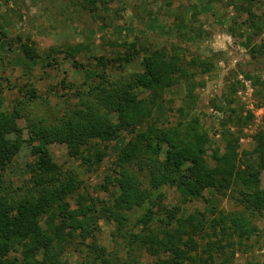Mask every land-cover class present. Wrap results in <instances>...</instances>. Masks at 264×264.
I'll list each match as a JSON object with an SVG mask.
<instances>
[{
    "label": "trees",
    "instance_id": "1",
    "mask_svg": "<svg viewBox=\"0 0 264 264\" xmlns=\"http://www.w3.org/2000/svg\"><path fill=\"white\" fill-rule=\"evenodd\" d=\"M243 1L247 4L243 8L234 0L229 4H235L237 12L246 10L253 26L258 2ZM108 2L84 0L80 6L91 12L94 19L100 18L105 23L99 8ZM2 26L0 34L5 40ZM200 34L201 31L196 38ZM7 41L10 48H18L24 59L40 61V52L29 40L19 37ZM121 44L124 51L118 50L112 58L97 56V62L90 65L78 59L86 50H93L88 45L51 47L45 65L57 67L61 61H71L75 68L90 74L86 75L90 79L85 83L74 85L80 104L64 120L49 124L33 117L31 110L24 111L26 104L22 99L10 111L0 109V170L14 160L27 142L35 156L28 168L37 188L32 193L18 195L10 186H0V264H61L59 255L70 244L69 240L76 235L84 240L95 238L100 219L116 222L118 230L113 235L125 240L128 246L123 257L104 258L106 264H132L129 248L136 243L147 245L159 264H233L238 247L257 232L249 214L262 216L264 210V190L260 185L264 170V131L254 135L252 154L258 160L256 166L242 168L236 147L239 136L224 130V150L216 148L209 154V133L191 112L196 96L190 86L192 82L197 83L199 74L214 70V60L200 55L188 58L187 47L181 45H172L171 49L148 46V50L143 45L136 49V43ZM130 47H134L133 51ZM262 54L253 52V62L248 64L251 68L242 71L255 86L264 85L261 76L254 72L264 70L258 59ZM138 58H141V69L131 74L111 78L104 72L112 62L132 63ZM182 84L190 87L183 100V115L178 122L161 121L156 113L166 102L167 91ZM29 92L38 97L35 88ZM20 119L25 120V127L20 126ZM122 134H128L129 139L115 156L111 172L106 174L102 185L104 191L118 188V194L112 202L79 195L73 206L67 199L79 191L82 183L75 171H63L54 160L51 144L56 140L65 142L71 157L93 166L107 156L102 145ZM163 188L175 189L184 204L203 199L206 210L183 215L180 205L169 209L159 202L149 205L130 222L127 212L152 202L155 193ZM233 188L237 190V196L233 197L244 210L217 212L215 201L227 196ZM200 237L206 238L205 242L199 241ZM18 245L22 246V257H11ZM105 252L102 249L100 254Z\"/></svg>",
    "mask_w": 264,
    "mask_h": 264
},
{
    "label": "rangeland",
    "instance_id": "2",
    "mask_svg": "<svg viewBox=\"0 0 264 264\" xmlns=\"http://www.w3.org/2000/svg\"><path fill=\"white\" fill-rule=\"evenodd\" d=\"M83 1L0 0V24L7 37L4 40L3 34H0V109L10 111L14 103L22 99L26 104L24 111L31 110L33 117L54 124L64 120L70 110L79 106L74 85L85 83L90 79L86 75L90 74L75 68L71 61H61L57 67L45 65L49 60L46 55L53 46L88 45L93 50H86L78 59L90 65L97 62V56L103 54L112 58L118 50L124 51L120 47L124 42L129 46L136 43V49L142 45L146 49L148 46H167L171 49L172 45H181L187 47L188 58L200 55L212 58L215 63L212 72L199 74L197 83L192 82L190 86L196 96L191 112L201 120L210 136L207 152L212 154L216 148L221 152L224 150L223 133L228 130L239 136L236 141L239 165L242 168L256 166L258 160L252 151L255 148L254 135L264 131V85H253L242 71L251 68L248 64L253 62V52H264V0H256L258 4L254 11L257 19L253 26L250 25L249 13L246 10L237 12L234 7L235 4H240L242 8L247 6L243 0H234L235 4H229L230 0H109L106 6L100 5L99 8L105 23L100 18L94 19L91 12L83 9L80 6ZM199 31L200 38H196ZM19 37L23 41L29 40L38 49L41 54L39 62L28 61L17 47H9L7 40L15 41ZM130 49L133 51L134 47ZM62 55L58 57L62 58ZM258 59L264 65V54ZM140 60L123 64L112 62L104 72L111 78H121L140 70ZM254 72L264 81V70ZM32 87L38 97L30 94ZM190 87L182 84L167 91L166 102L156 113L161 121H179L185 111L183 100ZM20 126H26L24 119H20ZM24 138L25 141L28 139L26 130ZM128 139V134H122L116 140L104 143L102 147H105L107 156L93 166L71 157L65 142L56 140L51 144L54 160L63 171H75L82 183L79 191L67 199L73 206H76L79 195L87 196L89 200L101 197L113 201L119 189L111 187L109 191H104L102 185L106 174L111 172L115 156ZM245 151L251 154H244ZM34 160L35 156L26 142L14 160L0 170V186H10L18 195L32 193V189L37 188L28 164ZM260 185L264 190V170ZM236 191L230 189L227 196L215 201L217 212L244 210L233 197L237 196ZM181 201L175 189L163 188L155 193L152 202L127 213L132 222L149 205L159 202L169 209L180 205L183 215L199 209L206 210L203 199L185 204ZM249 218L257 226L258 233L246 242L243 239L233 264H264V210L262 216L249 214ZM99 225L95 238L84 240L76 235L72 241L69 240L70 244L59 255L61 264H106L104 258L114 260L125 255L128 251L126 241L113 235L118 230L117 223L100 219ZM199 239L202 243L206 240ZM102 249L106 252L101 255ZM129 250L132 264H159L157 256L151 254L147 245L136 243ZM21 251L22 246H16L11 257L21 258ZM39 257H42L41 252Z\"/></svg>",
    "mask_w": 264,
    "mask_h": 264
}]
</instances>
